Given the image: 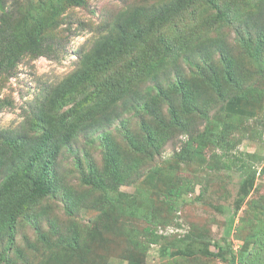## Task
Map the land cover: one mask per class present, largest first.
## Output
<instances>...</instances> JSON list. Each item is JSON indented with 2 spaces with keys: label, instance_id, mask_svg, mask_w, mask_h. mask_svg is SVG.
I'll return each mask as SVG.
<instances>
[{
  "label": "rangeland",
  "instance_id": "obj_1",
  "mask_svg": "<svg viewBox=\"0 0 264 264\" xmlns=\"http://www.w3.org/2000/svg\"><path fill=\"white\" fill-rule=\"evenodd\" d=\"M17 1L20 13L45 0ZM177 1L87 0L82 7L63 11L43 35L51 52L37 58L22 56L15 68L0 76V137L36 135L32 119L34 123L53 120L48 110L51 91L84 66L97 41L107 37L109 45L111 41L116 43L121 28L136 30L135 18L142 26L166 2ZM240 1H217L221 9H227L225 5L235 6L232 17L222 21H213L218 13L203 1L191 6L171 5L177 14H167L166 24L148 36L157 52L171 45L175 52H186L199 64L198 74L182 59L176 65L166 64L167 59L163 63L158 61V55L145 59L149 42L138 41L135 53L144 60L131 71L128 64L134 56H124L103 76L120 73L114 82L134 80L135 85L116 105L98 115L101 126H90L88 122L83 131L70 137L55 164V192L38 210L37 222L44 231L58 230L57 224L70 230L66 219L71 210V218L84 227L93 224L102 214L100 210L106 211L112 205L117 221L108 226L109 216L100 218L107 228L101 229L96 252L83 255L86 263L77 260L72 252H68L71 260L66 258L65 263L127 264L121 257L131 253L137 264H225L206 256L197 257V261L184 253L201 242L208 244L211 251L214 243L231 247L236 264H240V255L244 264V248L247 246L249 252L252 246L248 241L258 246L264 240V40L256 57L246 54L238 43L245 27L237 23L240 18L258 16L263 4L259 5L261 0L243 4ZM130 15L134 22L127 18ZM253 20L264 28V18ZM245 44L246 36L244 47ZM226 54L237 62L228 75L222 70ZM147 63H152L156 70H148ZM161 64L163 67L158 70ZM182 67L183 71L178 72ZM134 73L137 78L132 79ZM174 76L186 83L191 98L187 103L181 93L173 94L167 87ZM159 84L165 94L158 95ZM88 97L78 95L76 99L85 113L92 107L85 103ZM161 99L164 101L160 102ZM137 103L144 105L141 108ZM172 105L174 115L170 113ZM64 111L66 108L60 110ZM206 134L217 137L222 148L199 143ZM113 142L119 144L118 154L122 155L117 169L131 175V180L124 184L105 176L104 149H109L108 144ZM224 162L230 164L229 169L223 168ZM90 173L107 179L104 191L86 183ZM181 186L191 190L171 209L165 194ZM148 227L160 236L157 242L147 241L143 229ZM19 229L24 242L36 240L33 230L25 224ZM259 229L261 237H252ZM20 237L19 248L24 252ZM135 242L140 243L139 248ZM56 247L63 251L62 246H53ZM107 247L110 250L105 252ZM48 252L44 246H38L35 252L30 250V264H45ZM255 261L246 251V263L264 264V258Z\"/></svg>",
  "mask_w": 264,
  "mask_h": 264
},
{
  "label": "trees",
  "instance_id": "obj_2",
  "mask_svg": "<svg viewBox=\"0 0 264 264\" xmlns=\"http://www.w3.org/2000/svg\"><path fill=\"white\" fill-rule=\"evenodd\" d=\"M198 1H203L205 6L218 13V17L213 21L229 19L232 17L230 14L232 8V11H235V6L230 8L229 5H225L227 9L218 8V0H178L176 3L166 2V6H162L160 11L154 12L145 19V24L142 26L137 23V18H135L133 24L136 30L129 31L121 28L117 42L111 41V45L108 44L107 37L97 41L89 56L85 58L87 60H85L84 66L70 74L57 88L51 91L48 110L53 120L41 119L40 122L34 123L32 119V130L36 135L27 136L24 134L15 139L0 137V264H30L28 259L30 250L35 252L38 246H44L49 251L45 264H67L64 262L66 258L71 260L72 257L68 252L75 253L74 257H78L77 260L86 263V260H82L85 257L83 255H91L96 252L95 247L97 246L95 245L99 244L98 242L102 238L101 229L107 228L105 222L102 223L100 218L109 216L110 220L107 225L109 226L110 222L115 225L117 221L113 210L115 205L110 207L112 209L100 210L102 214L96 217L93 224L84 227L75 223V220L71 218L70 214H73L71 210L68 214L70 218L66 219L69 222L70 230L68 227L63 228L62 225L57 224L58 230L51 228L49 231H44L37 222L38 210H41L44 201L55 192V176L53 175L55 164H57L63 148L70 142V137L75 135L76 131H83L88 122H90V126H101L103 122L98 115L110 106L116 105L117 100L121 99L135 85L134 80L128 83L114 82L115 77L120 73L110 74L109 78L103 76L111 72L118 61L124 60V56L125 59L129 57L128 55L134 56L128 64L131 71L135 66H138L144 60L138 52L135 53L138 41L149 42L145 59L148 56L152 58L158 55V61L163 63L167 59L166 64L168 65H176L177 61L182 59L184 65H188L194 73H199V64L191 59L186 52L181 50L175 52L173 45L166 46L162 52H157L151 46L150 38H148L161 24H166L169 19L168 15L173 11L172 6L182 5V3L185 6H191ZM244 1L248 0H241L240 2L243 4ZM261 1L259 5H263L260 8V14L256 16L259 19L260 17L264 18V0ZM8 2L7 0H0V76L15 68L17 61L22 56L37 58V56H45L51 52L44 40V33L51 29L52 23L58 20L63 11L67 8L82 7L87 0H45L39 2L37 7L28 6L20 13L17 11V8H20L17 0ZM176 11L175 9L173 12L176 13ZM133 15L138 16L137 14ZM133 15L127 17L131 22H134ZM256 17H250L249 20L243 17L237 22L240 27H245V34L239 35L238 43L243 52L246 50V54L251 53L253 57L261 53V42L264 40V28H259L253 20ZM208 25L211 23L209 22ZM255 30L257 31L255 32ZM244 36H246L245 47ZM236 63L230 55L226 54L222 58V70L227 75L233 73ZM162 65L158 67V70L163 67ZM145 67L148 70H156L152 63H147ZM183 67L178 72H182ZM135 78H137L136 73L133 74L132 79ZM183 81L181 77L174 76L173 81L167 83V87L173 94L181 93L183 101L185 100L187 103L191 98L187 94L186 83ZM207 85L210 83L207 82ZM158 87L161 88L159 91ZM158 87V95L165 94V89L160 84ZM85 94L90 96L86 98L85 103L92 105L91 110L86 113L83 105L80 106V103L76 101L78 95L85 96ZM163 101V99L160 100V102ZM143 105V103L136 104L138 107H143ZM172 107L173 105L170 108V113L174 115ZM65 108L66 111L60 112ZM58 115L59 117H57ZM105 127L106 125H104ZM199 143H210L219 149L222 148L219 139L210 134H206ZM149 145L152 143L149 142ZM141 147L143 152L144 148L142 145ZM108 148L104 149L103 154L105 172H107L105 173L106 178L111 177L113 178L112 181L118 184L128 182L131 180V175L128 172H123L124 170L117 169L118 159L122 156L118 154L119 144L116 142L109 143ZM229 167L230 164L224 162L223 168L229 169ZM107 179L98 178L90 173L86 183L102 192L106 185L108 186ZM190 190L188 186L169 190L167 192L169 195L165 194L168 207L172 209L178 205V199L182 200V195ZM22 224L33 230L34 233L32 232V234H35L36 240L30 238L28 242H24L23 237L19 236V228ZM262 225V229H264V222ZM262 229L257 230L251 236L261 237L260 230ZM143 231L149 243H155L160 239V236L149 227L144 228ZM259 231L260 234H258ZM118 233L120 232L118 231ZM18 237L24 244V252L19 248L21 246ZM248 243H252V246L249 252L247 246L244 248V264H248L245 262L246 251L256 260L255 262L262 260L264 258V240L258 246L251 241ZM53 246H62L63 251L67 252H60L59 247L55 249ZM212 246L214 250L211 251L208 249V244L197 242L189 253L185 251L184 253L191 256L192 259H197V261V257L206 256L225 264H236V257L231 247L215 243ZM135 247L139 248L140 243L135 242ZM109 250V247L105 248V252ZM242 257L243 255L238 257L241 259L240 264H243ZM121 258L127 260V264H137L134 254L129 253Z\"/></svg>",
  "mask_w": 264,
  "mask_h": 264
}]
</instances>
